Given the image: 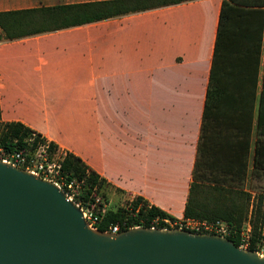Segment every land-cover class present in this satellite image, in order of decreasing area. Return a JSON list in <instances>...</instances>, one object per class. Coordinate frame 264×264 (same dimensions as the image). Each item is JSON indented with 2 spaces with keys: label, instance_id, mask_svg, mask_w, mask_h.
Returning a JSON list of instances; mask_svg holds the SVG:
<instances>
[{
  "label": "crops",
  "instance_id": "obj_1",
  "mask_svg": "<svg viewBox=\"0 0 264 264\" xmlns=\"http://www.w3.org/2000/svg\"><path fill=\"white\" fill-rule=\"evenodd\" d=\"M85 1L94 0H0V11ZM223 1L176 0L16 39L2 34L0 120L78 156L129 201L140 196L183 217Z\"/></svg>",
  "mask_w": 264,
  "mask_h": 264
},
{
  "label": "trees",
  "instance_id": "obj_2",
  "mask_svg": "<svg viewBox=\"0 0 264 264\" xmlns=\"http://www.w3.org/2000/svg\"><path fill=\"white\" fill-rule=\"evenodd\" d=\"M176 0H94L69 4H54L31 8L0 11V29L6 39L50 32L108 17L144 10ZM264 27V0H224L221 4L212 62L209 71L200 135L197 144L192 182L183 212L184 217H204L207 220L223 219L233 233L227 238L239 244V229L249 208V193L237 186L239 172L235 164L246 159L250 150V125L254 103L258 100L256 139L252 152V178L264 174V130L261 106L264 100V77L257 96L258 68ZM239 29V32H238ZM33 134L35 137L29 141ZM43 137L19 121L0 123V147L4 153L14 149L29 151ZM225 144V148L220 146ZM52 159H59L65 182H80L81 189L73 200L82 203L92 200L106 187L121 190L100 177L78 156L65 152L58 155L57 146L49 144ZM244 158V159H243ZM237 166V165H236ZM203 167L204 169H202ZM225 171L217 175L215 169ZM245 169L242 173L244 179ZM107 192V190L105 191ZM259 196V195H258ZM260 201L251 209L254 227L263 218L264 206ZM139 205V206H138ZM170 217L155 205L148 204L140 196L134 197L122 209L105 213L99 229L125 219L127 224L150 227L152 218ZM201 218V219H204ZM164 226L163 223L156 225ZM256 232L247 246L255 250Z\"/></svg>",
  "mask_w": 264,
  "mask_h": 264
},
{
  "label": "water",
  "instance_id": "obj_3",
  "mask_svg": "<svg viewBox=\"0 0 264 264\" xmlns=\"http://www.w3.org/2000/svg\"><path fill=\"white\" fill-rule=\"evenodd\" d=\"M0 264H264V254L179 228L91 229L60 187L0 159Z\"/></svg>",
  "mask_w": 264,
  "mask_h": 264
},
{
  "label": "built area",
  "instance_id": "obj_4",
  "mask_svg": "<svg viewBox=\"0 0 264 264\" xmlns=\"http://www.w3.org/2000/svg\"><path fill=\"white\" fill-rule=\"evenodd\" d=\"M34 137L35 134L32 133L28 140L31 141ZM40 138L41 139L36 142L34 148L29 151L14 149L10 153H4L0 147V159L6 163L19 166L34 175L53 182L65 192L70 200L74 201L73 198H75L77 194L75 187H77L80 182H65L61 173L59 159H52L50 156V141L44 137ZM74 203L81 210L82 217L87 226L91 229L100 230L98 227L102 222L106 211L105 203L101 201L100 197L93 196L92 200H88L84 203L81 201H74ZM142 223V218H139L138 224L135 225H129L125 219H122L109 223L106 229L102 231L116 233L126 228L144 226ZM152 223L153 224L150 227H157L156 225L163 223L164 226L159 228H179L198 233H213L222 237H228L233 233L229 223L223 219L207 220L184 216L177 218L155 216L152 218ZM238 236L239 244L237 246L247 249L250 242L249 226H247L244 230L239 231ZM254 251L260 255L264 254L258 251L257 246Z\"/></svg>",
  "mask_w": 264,
  "mask_h": 264
},
{
  "label": "rangeland",
  "instance_id": "obj_5",
  "mask_svg": "<svg viewBox=\"0 0 264 264\" xmlns=\"http://www.w3.org/2000/svg\"><path fill=\"white\" fill-rule=\"evenodd\" d=\"M2 31L0 29V37L2 35ZM260 61H261V67L263 66V61H264V47H263V51L260 57ZM260 77V78H259ZM258 77L257 80V88H256V94L257 96L260 94V89H261V84H262V78L261 76ZM257 102V100H256ZM257 107V103H256V107ZM261 114H262V120H263V124H264V100L262 102V106H261ZM257 118V117H256ZM3 122L0 120V123ZM255 138H256V133H255ZM220 148L224 149L225 148V144L222 143V145L220 146ZM252 149L249 150L246 159L242 160L241 159L237 162V164H235L236 169L239 172V177L236 178L235 183L237 186L243 188V190L247 193H249L250 197H249V208L247 210V213L245 215V217H243L241 225H240V231L244 230L247 226H249V235H250V239L251 237H253V233L256 232V237H257V248L258 251L260 253H264V214H263V218L260 219V221L257 223L256 228L253 226L254 222H255V218L254 216L251 214V209H253V204H257L260 201V195H262L261 197V204L263 201V206H264V174L262 177L259 178H252L250 176L251 172V168H252ZM58 155H60L58 153ZM237 165V166H236ZM202 169H204L203 167H201ZM245 169V174H244V179L242 176V173ZM217 175H221V174H225V171L221 170L220 168L215 169ZM226 175V179L228 177V174ZM77 193L80 191L81 189V185L79 183V185L77 187H75ZM107 190V192H105ZM104 196L101 194V191H98L97 193L94 194V196H98L100 197L101 201H103L105 203V207H106V211L105 213L109 210H117V209H122L123 207H125L126 205L129 204V200L127 198V196L117 190H115L114 188L111 187H106V189H104ZM259 195V196H258ZM177 218V217H174ZM196 218V217H195ZM204 217H198V219H201ZM205 219V218H204Z\"/></svg>",
  "mask_w": 264,
  "mask_h": 264
}]
</instances>
